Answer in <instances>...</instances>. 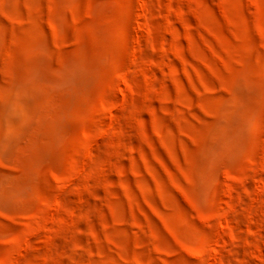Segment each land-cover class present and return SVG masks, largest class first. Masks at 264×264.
<instances>
[{
	"label": "rangeland",
	"instance_id": "obj_1",
	"mask_svg": "<svg viewBox=\"0 0 264 264\" xmlns=\"http://www.w3.org/2000/svg\"><path fill=\"white\" fill-rule=\"evenodd\" d=\"M0 264H264V0H0Z\"/></svg>",
	"mask_w": 264,
	"mask_h": 264
}]
</instances>
